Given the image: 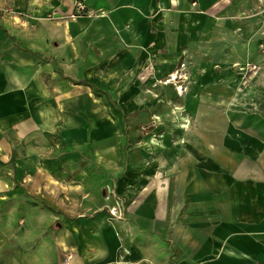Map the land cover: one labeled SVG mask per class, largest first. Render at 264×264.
I'll return each mask as SVG.
<instances>
[{"label":"crops","instance_id":"obj_1","mask_svg":"<svg viewBox=\"0 0 264 264\" xmlns=\"http://www.w3.org/2000/svg\"><path fill=\"white\" fill-rule=\"evenodd\" d=\"M74 1L0 0V264L264 261V0Z\"/></svg>","mask_w":264,"mask_h":264},{"label":"rangeland","instance_id":"obj_2","mask_svg":"<svg viewBox=\"0 0 264 264\" xmlns=\"http://www.w3.org/2000/svg\"><path fill=\"white\" fill-rule=\"evenodd\" d=\"M262 43H257L256 49L253 51V54L255 55L251 60L246 59L244 63L240 66H236L235 70L241 75V87H247L249 85V80L254 73H257L262 67H264V40L262 38ZM248 56V53L246 54ZM244 58V56H242ZM181 70V68H180ZM183 72V71H182ZM178 75H175L176 78H178ZM166 113L161 117L160 123L163 126H159L161 130L154 131L156 128L151 126L152 124H144L140 121H138V117H126V124H127V134L128 135H134V132H138L137 140L140 138L145 139L144 144L147 145L146 149H150L154 151L156 148H159L163 144L157 145H151L150 140L154 139L158 142H161V135L163 132L171 133L172 135H175L176 138L180 136V134L177 132V125L180 124H186L188 125L187 128L190 129V121L188 120L189 117H186V122H180L179 119L176 118V115L171 114V109H168L165 111ZM188 121V122H187ZM189 123V124H188ZM137 129V130H136ZM129 137L128 143L129 145L134 144V138ZM144 183L146 182V179L144 177ZM116 197L121 198L116 195ZM257 264H264V261H257Z\"/></svg>","mask_w":264,"mask_h":264},{"label":"built area","instance_id":"obj_3","mask_svg":"<svg viewBox=\"0 0 264 264\" xmlns=\"http://www.w3.org/2000/svg\"><path fill=\"white\" fill-rule=\"evenodd\" d=\"M102 14V13H99ZM98 15V13L90 9L83 0H76L73 4V12L67 17L69 21H75L79 18L87 17L92 18ZM178 75V71L176 72ZM63 264H68V260L64 261Z\"/></svg>","mask_w":264,"mask_h":264},{"label":"bare ground","instance_id":"obj_4","mask_svg":"<svg viewBox=\"0 0 264 264\" xmlns=\"http://www.w3.org/2000/svg\"><path fill=\"white\" fill-rule=\"evenodd\" d=\"M181 71H183V70H181ZM181 112H182L181 110H177V111L175 112V115H176V118L180 120V122H184V121H186L187 119H186V117H184V116L182 115ZM150 143H151V145H159V144H160L158 141H156V140H154V139H151V140H150ZM224 251H225V253H226L227 255H229L230 257H233L234 259L245 260V257H244L243 255H241V254H237V253H235L234 251H232V250H230V249H225Z\"/></svg>","mask_w":264,"mask_h":264}]
</instances>
